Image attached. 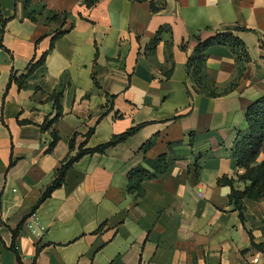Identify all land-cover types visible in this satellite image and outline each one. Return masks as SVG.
<instances>
[{"label":"crops","instance_id":"1","mask_svg":"<svg viewBox=\"0 0 264 264\" xmlns=\"http://www.w3.org/2000/svg\"><path fill=\"white\" fill-rule=\"evenodd\" d=\"M44 6L72 15L65 25L39 24L25 0H0V28L7 20L0 46V264H264V246H252L250 236L264 243V200L245 199L242 222L230 185L218 182L245 172L232 149L237 133L248 131L249 105L264 96V0H100L92 8L83 0L31 2L37 13ZM235 24L246 28L237 35L251 59L238 86L220 97H191L185 83L197 45L192 36L207 39ZM161 27L169 30L147 53ZM59 30L66 32L51 48ZM45 53L26 87L8 86L12 73L22 76ZM206 74L219 87L235 79L231 48H209ZM54 93L61 94L62 115L43 130L57 115ZM138 124L145 125L126 141L75 162L65 183L38 204L81 144L95 147ZM53 130L59 140L49 150ZM152 137L155 144L140 152ZM162 154L164 174L143 182V197L128 193L129 172L147 166L145 156ZM263 161L264 142L257 163Z\"/></svg>","mask_w":264,"mask_h":264},{"label":"trees","instance_id":"2","mask_svg":"<svg viewBox=\"0 0 264 264\" xmlns=\"http://www.w3.org/2000/svg\"><path fill=\"white\" fill-rule=\"evenodd\" d=\"M100 0H83L84 4L87 8L94 7ZM32 0H25V10L27 11V15L29 19H31L35 23H60L61 25H65L67 23L68 18L72 15L70 12H60L56 10L49 9L44 6L43 11L37 13L35 10L31 9ZM152 10L155 12L158 8L151 1ZM7 20H1V28H0V46L3 47L2 44V36L5 31V25ZM74 25V21L71 24V27ZM70 27V28H71ZM169 29L166 27H161L155 37L150 41L149 45L146 47L147 53H153L157 47L161 39V34L163 31H168ZM246 30L244 26L241 25H230L224 27L223 29L217 31L213 36L202 39L200 35H193L192 37L197 40V45L193 52L190 54L187 60L186 68V87L188 94L193 97L194 92L205 94L208 97H220L226 95L233 91L239 83V80L244 75V71L246 69V65L250 62V56L248 52V48L244 41L237 35L238 31ZM66 31L59 30L55 33L52 38V46L54 42L65 34ZM214 45H225L231 48L233 54L235 56V68L237 70V75L235 79L230 82L228 85L224 87L216 86L213 82H211L206 74V62L208 58V50L210 47ZM186 45H182L183 49H186ZM45 53L38 61L30 62L27 66L26 73L20 77H16L14 73L11 74L10 81H15L18 84L19 88H24L27 86L26 78L27 76L34 71L39 65L43 64L46 58ZM172 73V68L166 71V76H170ZM55 100V106L57 108V115L51 120L47 121L42 125L43 130H48L51 128L54 122H56L59 117L62 115V107L60 104L61 94L54 93L53 94ZM246 122L248 125V131H239L235 138L234 146L232 149L233 156L237 159V163L239 167L245 168V172L243 174H237V179L233 177L223 176L219 179V184L230 185L231 192L229 194V200L234 204L235 209L239 212V218L242 222H245L246 215V206L244 203L245 199L252 200H264V161L261 163H257V157L261 151L263 142H264V96H261L252 104L249 105L246 112ZM145 124H138L136 126L130 127L124 132L114 135L109 141L99 144L92 148H85V144H81L79 146L78 152L73 155L65 158L62 161L61 167L55 172V178L52 183L45 189L43 192L38 204L48 198L51 193L60 188L65 183V177L68 170L85 155H92L95 153H105V151L114 147L119 143L126 141L129 137L136 134ZM93 129H91L87 138H89ZM53 141L49 147V150H52L56 143L59 140L58 133L53 130ZM194 134L190 136V144H193ZM156 137H152L148 139L140 148V152L146 154V152L155 144ZM181 142H177L180 144ZM174 144H170L172 146ZM204 155H200L202 158ZM147 166L139 165L133 170H131L128 174V182H127V192L133 194L135 198L143 197L145 191L143 188V182L156 179L164 174L167 169V155L162 154L158 158L152 160L145 156L144 158ZM199 168V166H198ZM236 182H242L245 184L243 189H240L236 186ZM36 207L33 208L31 214L34 212ZM28 216L24 217L23 221L20 223L19 227L13 231L14 238L18 233V229L22 225V223L26 220ZM103 226L101 225L97 231H101ZM252 246L256 248H262L263 244H257L254 241L253 235L250 233ZM40 251L38 248L37 253ZM18 259L20 260L19 256Z\"/></svg>","mask_w":264,"mask_h":264},{"label":"built area","instance_id":"3","mask_svg":"<svg viewBox=\"0 0 264 264\" xmlns=\"http://www.w3.org/2000/svg\"><path fill=\"white\" fill-rule=\"evenodd\" d=\"M42 229H43V228H42ZM254 261H257V258H255Z\"/></svg>","mask_w":264,"mask_h":264}]
</instances>
